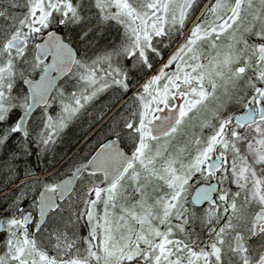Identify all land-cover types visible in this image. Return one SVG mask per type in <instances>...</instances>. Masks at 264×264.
Segmentation results:
<instances>
[{"label":"snow or ice","instance_id":"1","mask_svg":"<svg viewBox=\"0 0 264 264\" xmlns=\"http://www.w3.org/2000/svg\"><path fill=\"white\" fill-rule=\"evenodd\" d=\"M0 192V264H264V0H0Z\"/></svg>","mask_w":264,"mask_h":264},{"label":"trees","instance_id":"2","mask_svg":"<svg viewBox=\"0 0 264 264\" xmlns=\"http://www.w3.org/2000/svg\"><path fill=\"white\" fill-rule=\"evenodd\" d=\"M74 132H75V130H74ZM72 136H73V133H70V134H69V137L66 138V141H67V140H70V139L72 138ZM57 148H58L57 155H59L60 153H62V152L65 151V149L67 148V143L59 144V145L57 146ZM73 149H74V148H73ZM71 150H72V149H71ZM71 150H70V151H71ZM70 151H68L67 154H68ZM65 156H66V155H65ZM65 156H64V157H65ZM69 157H71V156H69ZM69 157H68L63 163H66L67 160L69 159ZM4 191H7V189H5ZM2 195H3V192H0V196H2ZM84 234H86V233H84Z\"/></svg>","mask_w":264,"mask_h":264},{"label":"water","instance_id":"3","mask_svg":"<svg viewBox=\"0 0 264 264\" xmlns=\"http://www.w3.org/2000/svg\"><path fill=\"white\" fill-rule=\"evenodd\" d=\"M75 151V148L74 149H72L63 159H62V161H61V164L69 157V156H71L72 155V153Z\"/></svg>","mask_w":264,"mask_h":264},{"label":"flooded vegetation","instance_id":"4","mask_svg":"<svg viewBox=\"0 0 264 264\" xmlns=\"http://www.w3.org/2000/svg\"><path fill=\"white\" fill-rule=\"evenodd\" d=\"M63 164V163H62ZM57 167H59V166H57Z\"/></svg>","mask_w":264,"mask_h":264},{"label":"rangeland","instance_id":"5","mask_svg":"<svg viewBox=\"0 0 264 264\" xmlns=\"http://www.w3.org/2000/svg\"><path fill=\"white\" fill-rule=\"evenodd\" d=\"M64 158V157H63ZM57 166H59V165H57Z\"/></svg>","mask_w":264,"mask_h":264}]
</instances>
